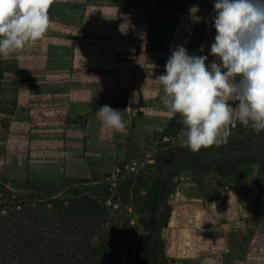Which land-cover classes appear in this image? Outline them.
Here are the masks:
<instances>
[{
  "label": "rangeland",
  "instance_id": "rangeland-1",
  "mask_svg": "<svg viewBox=\"0 0 264 264\" xmlns=\"http://www.w3.org/2000/svg\"><path fill=\"white\" fill-rule=\"evenodd\" d=\"M48 15L41 40L0 56V171L18 181L64 176L100 187L106 197L102 228L114 232L115 241L127 237L132 255L142 222L150 216L149 193L163 189L156 209L157 249L163 252V225L186 184L193 196V184L203 175L208 177L205 190L219 182L211 176L210 161L253 160L264 153L261 139L251 150L183 148L166 164L168 151L181 146L177 137L161 136L172 115L154 79L177 46L190 55H207L209 63L217 61L210 54L214 0H51ZM104 105L121 111L123 132L102 126L96 113ZM225 125L234 131L230 137L255 132L235 114ZM253 170L263 175L259 200L264 207V166H240L222 178L240 185ZM124 257L125 252L115 254L112 264Z\"/></svg>",
  "mask_w": 264,
  "mask_h": 264
},
{
  "label": "clouds",
  "instance_id": "clouds-1",
  "mask_svg": "<svg viewBox=\"0 0 264 264\" xmlns=\"http://www.w3.org/2000/svg\"><path fill=\"white\" fill-rule=\"evenodd\" d=\"M50 5L51 0H0V56L44 37ZM214 13L210 54L219 62L177 46L154 79L168 114L180 117V146L192 152L226 142L220 130L233 114L257 134L264 132V0H214ZM96 115L103 127L125 130L120 110L104 105Z\"/></svg>",
  "mask_w": 264,
  "mask_h": 264
},
{
  "label": "trees",
  "instance_id": "trees-1",
  "mask_svg": "<svg viewBox=\"0 0 264 264\" xmlns=\"http://www.w3.org/2000/svg\"><path fill=\"white\" fill-rule=\"evenodd\" d=\"M179 121L178 115L172 116L161 136L178 137L183 128ZM251 142L244 137L226 144L248 146ZM183 150L170 149L166 164ZM259 163L264 165V156ZM56 178L18 181L7 179L0 171V264H112L115 254L122 252L124 261L116 259V264H165L156 241L160 229L156 209L163 189L149 193L150 216L142 222V234L132 255L127 252V237L123 242L115 241L114 232L102 228L106 197L100 187H89L92 183L86 179ZM75 184L77 189H73ZM102 191L105 193L104 188Z\"/></svg>",
  "mask_w": 264,
  "mask_h": 264
},
{
  "label": "crops",
  "instance_id": "crops-1",
  "mask_svg": "<svg viewBox=\"0 0 264 264\" xmlns=\"http://www.w3.org/2000/svg\"><path fill=\"white\" fill-rule=\"evenodd\" d=\"M88 108L92 109L90 101ZM233 132L224 125L220 135L226 142L211 148L218 152L239 147L251 150L256 140L264 139V132L230 137ZM260 134L263 136L256 137ZM244 137L252 140L248 146L226 144ZM263 156L264 153L253 160L244 156L216 158L208 168L211 176L220 178L218 183L212 181L205 190L208 177L203 175L199 183L193 184V196L188 195L185 187L189 184L181 189L177 205L170 210L162 228L163 254L169 264H264V207L259 200L263 175L258 170L264 166L259 163ZM240 166L255 167L258 171H248L240 185L223 181L225 174L236 172Z\"/></svg>",
  "mask_w": 264,
  "mask_h": 264
}]
</instances>
